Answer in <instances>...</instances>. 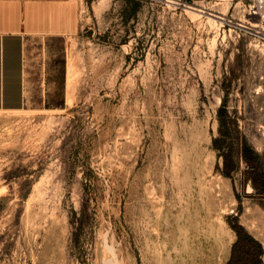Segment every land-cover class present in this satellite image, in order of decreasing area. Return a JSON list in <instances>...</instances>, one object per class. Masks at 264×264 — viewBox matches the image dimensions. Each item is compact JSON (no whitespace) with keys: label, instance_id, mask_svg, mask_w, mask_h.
I'll list each match as a JSON object with an SVG mask.
<instances>
[{"label":"rangeland","instance_id":"374dc122","mask_svg":"<svg viewBox=\"0 0 264 264\" xmlns=\"http://www.w3.org/2000/svg\"><path fill=\"white\" fill-rule=\"evenodd\" d=\"M167 1L81 0L36 42L31 101L0 115V264H228L236 222L264 232V17Z\"/></svg>","mask_w":264,"mask_h":264},{"label":"crops","instance_id":"0c3cea01","mask_svg":"<svg viewBox=\"0 0 264 264\" xmlns=\"http://www.w3.org/2000/svg\"><path fill=\"white\" fill-rule=\"evenodd\" d=\"M80 1L0 0V115L26 110L31 101L30 69L35 44L38 41L47 44L72 32ZM233 1L232 6L229 0L227 4L233 12L238 5L240 12H246L250 5L249 0ZM245 229L264 250V232Z\"/></svg>","mask_w":264,"mask_h":264},{"label":"trees","instance_id":"16d2710c","mask_svg":"<svg viewBox=\"0 0 264 264\" xmlns=\"http://www.w3.org/2000/svg\"><path fill=\"white\" fill-rule=\"evenodd\" d=\"M221 117L223 116V109L220 110ZM223 137H229L227 126L224 122L221 124ZM243 156L247 161H252V159L257 160V154L247 146L244 149ZM255 157V158H252ZM227 171L224 173L226 176H230V171L237 170L236 167L229 169L228 162H226ZM233 231L236 233L237 240L232 246L231 258L228 264H264L263 256L264 250L262 245L256 241L243 226L237 222L232 226Z\"/></svg>","mask_w":264,"mask_h":264},{"label":"bare ground","instance_id":"6f19581e","mask_svg":"<svg viewBox=\"0 0 264 264\" xmlns=\"http://www.w3.org/2000/svg\"><path fill=\"white\" fill-rule=\"evenodd\" d=\"M168 4H172L171 6L174 5H179L175 0H168L167 1ZM176 7V6H175ZM187 10H189L190 12H194L200 16H202L203 14H208V12H212L210 8L204 6H196V7H187ZM192 14V13H191ZM211 14V13H210ZM196 18V17H195ZM194 18V19H195ZM224 18V17H223ZM222 17L220 16H216L214 17V20L216 21V19L218 20H224ZM193 19V18H192ZM193 19V20H194ZM210 19V18H208ZM210 21V20H209ZM224 22V21H223ZM222 22V23H223ZM217 23V22H216ZM210 24V23H209ZM220 100V99H219ZM220 104V103H219ZM16 115V114H15ZM24 116V115H23ZM1 117V116H0ZM205 174V173H204ZM199 183L204 187V189L209 190L210 194L208 195V197L206 198V205L208 206L209 209V218H212V206L214 205V207L216 205H219L222 200H223V196L225 194V190L224 187L222 186V182H217V181H211L209 183H206V177L205 176H201L199 179ZM249 211V210H248ZM235 235V234H234ZM187 247V246H186ZM228 252V251H227ZM214 252H210L209 254H207L203 260L201 261L200 264H215V259H214ZM217 260V259H216ZM219 262V261H218Z\"/></svg>","mask_w":264,"mask_h":264},{"label":"built area","instance_id":"2783aa9c","mask_svg":"<svg viewBox=\"0 0 264 264\" xmlns=\"http://www.w3.org/2000/svg\"><path fill=\"white\" fill-rule=\"evenodd\" d=\"M247 12H250L249 16L252 17L260 16L262 20L264 16L260 12H264V0H252V4L249 5ZM241 27L246 31L252 29L249 25L246 24H241Z\"/></svg>","mask_w":264,"mask_h":264}]
</instances>
